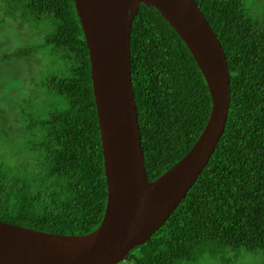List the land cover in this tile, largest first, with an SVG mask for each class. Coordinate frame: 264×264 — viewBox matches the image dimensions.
<instances>
[{
    "label": "trees",
    "instance_id": "obj_1",
    "mask_svg": "<svg viewBox=\"0 0 264 264\" xmlns=\"http://www.w3.org/2000/svg\"><path fill=\"white\" fill-rule=\"evenodd\" d=\"M195 1L229 71L223 132L166 220L117 264H236L243 254H261L264 264V0ZM6 8L4 15L20 23L48 26L40 44L13 56L40 51L57 65L38 77L53 102L42 100L43 111L21 107L19 148L0 152V220L88 233L102 218L106 183L88 51L73 0H6ZM129 48L144 167L153 180L196 141L210 95L184 42L154 7L138 5ZM19 152L26 155L12 159Z\"/></svg>",
    "mask_w": 264,
    "mask_h": 264
},
{
    "label": "water",
    "instance_id": "obj_2",
    "mask_svg": "<svg viewBox=\"0 0 264 264\" xmlns=\"http://www.w3.org/2000/svg\"><path fill=\"white\" fill-rule=\"evenodd\" d=\"M88 51L106 201L98 226L60 234L0 220V264H117L166 220L206 165L223 132L229 71L195 0H73ZM140 3L178 34L207 85L211 106L192 146L148 180L130 72L131 22Z\"/></svg>",
    "mask_w": 264,
    "mask_h": 264
},
{
    "label": "rangeland",
    "instance_id": "obj_3",
    "mask_svg": "<svg viewBox=\"0 0 264 264\" xmlns=\"http://www.w3.org/2000/svg\"><path fill=\"white\" fill-rule=\"evenodd\" d=\"M6 9V0H0V152L13 154L23 137L22 123L16 122L22 119L19 109L43 111L41 101L51 98L42 94L38 77L57 64L46 60V54L40 51L27 57L13 56L12 53L21 47L40 44L48 26L34 28L29 23H20L17 18L5 16ZM22 153L12 155V159L26 155ZM262 260L261 254H243L236 264H263Z\"/></svg>",
    "mask_w": 264,
    "mask_h": 264
}]
</instances>
